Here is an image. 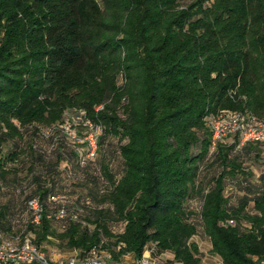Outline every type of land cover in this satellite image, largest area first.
Instances as JSON below:
<instances>
[{
    "label": "trees",
    "instance_id": "trees-1",
    "mask_svg": "<svg viewBox=\"0 0 264 264\" xmlns=\"http://www.w3.org/2000/svg\"><path fill=\"white\" fill-rule=\"evenodd\" d=\"M74 105L101 128L91 158L55 120ZM225 110L264 120V0H0V231L24 210L16 230L39 247L51 236L116 256L121 241L138 257L152 242L193 264L200 229L222 264H258L264 170L252 179L245 159L264 143L211 146L209 118ZM24 134L27 186H9L3 157ZM56 191L64 201H47ZM60 204L62 218L45 215Z\"/></svg>",
    "mask_w": 264,
    "mask_h": 264
},
{
    "label": "built area",
    "instance_id": "built-area-1",
    "mask_svg": "<svg viewBox=\"0 0 264 264\" xmlns=\"http://www.w3.org/2000/svg\"><path fill=\"white\" fill-rule=\"evenodd\" d=\"M87 122L93 125V129L75 132L69 127V124H61L65 134L74 142L81 143L78 146V152L81 158H91L96 148V136L100 133L101 128L98 123L87 119ZM74 124V123H73ZM211 127V146L216 139L229 133H236L239 142L258 141L264 143V120L254 115L241 111L225 110L209 118ZM83 147V149L81 148ZM84 160H79L80 164ZM47 201L57 200L64 201L65 194L61 191L48 193ZM27 207L30 210V221L37 223L40 220L43 211V205L36 195L30 196L26 200ZM65 214L64 205H58L53 211L45 212L47 217L60 219ZM226 222H232L228 218ZM123 246V242L118 241L116 247ZM146 247L143 249L145 251ZM142 253L132 260L115 261L112 253L100 248L99 245L92 244L85 252L79 249H72L62 257L53 256L45 253L36 243L31 241L27 235H5L0 231V264H151V257L148 253ZM258 264H264V256L257 259Z\"/></svg>",
    "mask_w": 264,
    "mask_h": 264
},
{
    "label": "rangeland",
    "instance_id": "rangeland-1",
    "mask_svg": "<svg viewBox=\"0 0 264 264\" xmlns=\"http://www.w3.org/2000/svg\"><path fill=\"white\" fill-rule=\"evenodd\" d=\"M96 1L98 2V4L100 6H102V0H96ZM87 119L90 120V118H88V111L86 110L84 112V114L80 115L79 108L74 105L71 108L64 109L61 112V115L58 118H56L55 120H57L56 122H58V123L69 124V127L74 129L75 132H78V131L85 130L86 128H90L91 130L93 129V125L91 123L87 122ZM11 121L14 122L16 124V126L18 127L19 123L16 119L11 118ZM48 126L49 125H46L45 123L44 124L39 123V128L41 129V131L46 130ZM111 137L113 140H115V138H116L113 136H111ZM227 138H228V135L222 136L221 141L223 143H225L228 140ZM20 141L22 143L21 149L17 152V154L13 158L3 157L4 160H6L4 162V165H3L4 169H6V173L3 176L2 182H4L5 184H8L9 186L12 183H16V184L20 183L22 186L26 187L27 186L26 180H27L28 175H29L27 162L26 161H21V162L17 161L20 158H22L23 156H25L24 153L28 154V147H27L28 139L26 138L25 134L21 136ZM7 145H8V143H5V145H2L0 148V154L3 156H4L5 149H6ZM23 160H26V159L23 158ZM245 160H249L247 162H248V167L251 170V178L253 179V178L257 177V175L260 173V171L264 170V162H263V160H264V149L261 150V152L255 158L245 159ZM115 163H117V161L115 159L110 161V165H114ZM235 173H236V176L240 175V173L238 171H235ZM230 186L228 185V183L225 185L224 190L227 193L230 192V188L232 187V186L231 187ZM0 189L3 190L4 187L0 186ZM8 193H10L9 189L4 190L3 192H0V201L4 200L8 196ZM24 218H25V211L24 210L17 212L15 214V219H13L15 224H13V227H11L9 229L8 233H10L11 235L22 236V233L20 232V230H18V229L16 230V227L20 221L24 220ZM189 240H193L196 243V247H197L198 261L193 263V264H222L220 257L217 254H215L214 252L210 251L209 239L206 236V234H204L200 229H198L197 232L192 234L189 237ZM108 244L109 243H105V245H108ZM39 245H40V248L45 253L51 254V255L53 254V256L57 255L59 257H62L65 254L69 253L71 248L72 249L73 248L79 249L77 247L66 248L63 246H58L56 244V239L51 237V236H47V238L45 240H42ZM119 249H120V247H116V246L114 247L113 250H115L114 252H116L117 254H116V256L112 255L113 260H115V261L127 260L128 261V260H132L135 258V256H133L132 258H128V257L123 258L124 254L130 253V252L124 251V250L121 251ZM108 250L111 252L110 249H108ZM79 251H82V250L79 249ZM155 255L156 254H152L151 264H177V263H172V261L170 260V254L167 251L161 252L160 256L155 257ZM178 264H182V263L180 262Z\"/></svg>",
    "mask_w": 264,
    "mask_h": 264
},
{
    "label": "crops",
    "instance_id": "crops-1",
    "mask_svg": "<svg viewBox=\"0 0 264 264\" xmlns=\"http://www.w3.org/2000/svg\"><path fill=\"white\" fill-rule=\"evenodd\" d=\"M145 247H146V249L143 252L144 253H148L151 258H152V254H156L155 255V257H156V256H160L161 255V252L167 251V250L157 251L155 245L152 242H147ZM167 252L170 254V260L172 261V263H177V264L180 263V261L175 260V259L172 258L171 252H169V251H167ZM133 256L134 255L130 252V253L124 254L123 255V258H126V257L132 258Z\"/></svg>",
    "mask_w": 264,
    "mask_h": 264
}]
</instances>
